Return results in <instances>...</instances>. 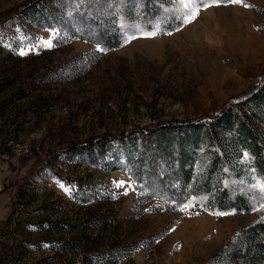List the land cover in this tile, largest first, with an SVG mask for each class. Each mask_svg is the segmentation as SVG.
Wrapping results in <instances>:
<instances>
[{
  "label": "rangeland",
  "instance_id": "obj_1",
  "mask_svg": "<svg viewBox=\"0 0 264 264\" xmlns=\"http://www.w3.org/2000/svg\"><path fill=\"white\" fill-rule=\"evenodd\" d=\"M154 1L153 23H177L155 36L121 27L141 0H38L0 21V264H206L264 220L258 177L250 210L210 212L153 147L175 133L136 130L208 115L264 76V0Z\"/></svg>",
  "mask_w": 264,
  "mask_h": 264
},
{
  "label": "trees",
  "instance_id": "obj_2",
  "mask_svg": "<svg viewBox=\"0 0 264 264\" xmlns=\"http://www.w3.org/2000/svg\"><path fill=\"white\" fill-rule=\"evenodd\" d=\"M203 1L199 0V3ZM37 2L21 1L0 12V21L34 7ZM160 8V3L154 0H141L139 13L134 12L131 16L122 12L121 27L131 34L156 29L157 26L159 30H167L176 25L170 14L168 21L156 19V23L152 22L161 13ZM111 32L105 36L106 47L119 43L116 32ZM249 118L261 127H256ZM158 129L172 130L175 138L172 142L156 138L154 149L175 155L181 187L191 180L188 193L203 209L210 212L250 210L253 203L249 197L253 190L248 187V182L258 177L264 184V76L208 115L173 119L162 126L136 130L151 133ZM122 135L111 134L119 139ZM132 141L130 138L129 144ZM245 153L248 154L247 159ZM192 155H199L201 159L200 168L190 178L188 162ZM211 177L216 181L212 182ZM261 191L259 200L264 202V189ZM206 264H264V220L256 219L239 229Z\"/></svg>",
  "mask_w": 264,
  "mask_h": 264
},
{
  "label": "snow or ice",
  "instance_id": "obj_3",
  "mask_svg": "<svg viewBox=\"0 0 264 264\" xmlns=\"http://www.w3.org/2000/svg\"><path fill=\"white\" fill-rule=\"evenodd\" d=\"M230 2L239 3V2H241V0H230ZM198 3H199V0H189V3L185 4L184 7L191 9V8H194L196 5H198ZM196 15H197V12L196 11H192L190 13V15H188L187 17L184 18L183 23L190 22L192 19L195 18ZM158 31H159V26L156 27V30L151 31V32H144V33H142V35H145V36H155L158 33ZM131 38H134V37H129V39H131ZM49 46H51L50 42H49ZM20 54L21 55L24 54L23 50L21 51ZM247 157H248V154L245 153V158L247 159ZM259 186L261 187V189H264V184H260ZM188 206L189 205H185L184 207L186 208ZM225 214L226 213H219V215H225Z\"/></svg>",
  "mask_w": 264,
  "mask_h": 264
}]
</instances>
